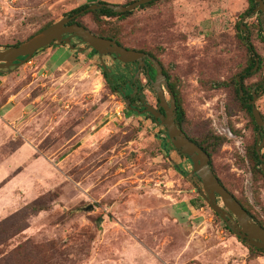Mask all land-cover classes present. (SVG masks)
<instances>
[{
    "label": "rangeland",
    "instance_id": "obj_1",
    "mask_svg": "<svg viewBox=\"0 0 264 264\" xmlns=\"http://www.w3.org/2000/svg\"><path fill=\"white\" fill-rule=\"evenodd\" d=\"M127 1L0 0V50L80 6ZM247 7V0L160 2L136 11L125 30L157 54L177 84L193 132L226 136L214 169L238 197L251 201L258 188L256 212L264 218V183L253 182L244 154L257 130L232 89L216 86L245 65L238 23L246 34L250 28L263 61L246 84L264 75V44L253 28L259 13L243 16ZM84 24L93 27L87 18ZM71 45L0 70V221L37 199L52 200L6 251L30 239L56 245L52 264H264L209 208L190 161L164 152L162 127L109 88H122L137 66L100 58L75 38ZM138 79L136 104L153 106L157 96L144 72ZM254 104L264 117V94Z\"/></svg>",
    "mask_w": 264,
    "mask_h": 264
},
{
    "label": "trees",
    "instance_id": "obj_2",
    "mask_svg": "<svg viewBox=\"0 0 264 264\" xmlns=\"http://www.w3.org/2000/svg\"><path fill=\"white\" fill-rule=\"evenodd\" d=\"M135 1L137 0H129L123 6L130 5ZM170 1L172 0H154L151 1L150 3L138 7L137 9L131 12H127L123 14H116L111 10L105 8H102L98 11H85L83 14L76 17L71 23L84 27L95 36L114 41L119 46L125 49L142 52L150 56L159 63V65L162 67V72L166 77L167 85L171 90L175 99V119L177 125L190 141H192L194 144L199 146L208 155L209 166L211 168L213 175L218 180V182L226 189L227 192L233 195V197L237 200V202L241 205V207L247 212V214H249L252 220L257 225H259L261 228L264 229V218H260L259 214L256 212V207H258L259 199H260L258 188L253 187V193L251 194L252 197L251 201L249 200V198H247L244 195L238 197L231 191V189L226 185V183L217 175L214 169L213 159L218 154L220 147L227 141L226 136L217 135L213 132H207L204 134H197L196 132H193L191 126L189 125V120L186 116L184 102L178 90V86L171 79L170 75L164 68L162 62L159 60L157 54H155L151 50H146L139 47L136 41L133 40L131 36L126 33L125 22L129 18H131L136 11L150 8L160 2L168 3ZM247 2H248V7L244 11L243 16L253 15V11L256 7V4L252 0H247ZM103 3L104 2H99L97 4H103ZM88 6L90 5L80 6L76 9H73L69 13L63 14L62 16H71L77 14L80 11L86 9ZM85 18H87L90 21V23L93 25L92 28H89L84 24ZM256 20L257 23L253 25V28L256 29L260 41L264 44V37L262 36L264 30L261 26L259 17H256ZM53 23L54 22L46 23L37 32L43 30L44 28L50 26ZM241 27L242 25L239 23L236 25V30L239 33L237 34V38L238 40H240V42L242 43V45L246 50L247 57H246L245 65L241 67L238 70V72L234 76H232L229 80L218 82L216 86L218 88L222 87V88L232 89V92L234 93V100L237 106L248 114L251 124L253 125L254 129L257 130V127L254 123L251 114V107L248 105V102L252 99L253 94L256 96H260L264 94V75L255 83L247 85L246 81L249 80L251 77H254L262 70L263 61L262 58L258 54H256L255 49L250 42L251 40L250 28L248 26H245V29L248 31L246 34L241 30ZM19 44L20 43H16L8 47L17 46ZM255 59L258 60V67L255 71H252L255 66ZM144 73H145L144 74L145 78L147 79L148 76H150V78L153 79L155 74V69L153 65L147 60L145 61ZM105 74L106 73H103L104 76ZM237 79H239L240 81L239 82L240 89L243 93L242 96H240L239 94V83ZM147 83L149 86H151L149 84V81ZM109 88L113 92L114 89H116L113 86H109ZM261 117L262 120L264 121L263 115H261ZM149 119H151V121L155 124L153 118L150 117ZM162 133L164 134V137L161 140V146L164 152L169 153L170 151H174L179 155H181L182 157H184L185 159L189 160L185 155L180 154L177 150H175L172 147L164 130ZM260 134L263 135V132H260ZM256 142H257V138L256 136H254L252 139V143L248 147H246L244 154H245V159L249 164V170L252 173L253 182H257L261 180L264 183V174L262 173L260 168L261 163L258 161V157L255 153ZM262 155L264 157V154ZM190 178L193 182L199 183V180L195 176L190 175ZM49 201L52 200L50 198H48L47 200H45V198L37 199L33 202L24 205L17 212L0 221V264H52V262L56 260L59 251L56 245L52 242L38 243V242H33L30 239H26L24 241H21L19 245L16 246L15 248L6 251L8 246H10L11 240L19 236L27 228V222L32 216H35L40 212L47 211L49 209L50 207L48 203ZM224 227L226 230L230 232V230L227 229L225 224ZM237 239L247 248L249 254H251L252 256L253 255L264 256L263 251L247 245L244 241L240 240L238 237Z\"/></svg>",
    "mask_w": 264,
    "mask_h": 264
},
{
    "label": "water",
    "instance_id": "obj_3",
    "mask_svg": "<svg viewBox=\"0 0 264 264\" xmlns=\"http://www.w3.org/2000/svg\"><path fill=\"white\" fill-rule=\"evenodd\" d=\"M151 1L154 0H137L127 6L110 3L92 4L77 14L63 17L19 45L0 50V70H11L12 68L20 66L28 62L37 52L53 45H68L69 48L73 49L74 47L71 45L73 38L78 39L86 48L91 49L100 58L109 56L112 60L121 64H135L137 69L133 82L143 72L145 61H149L155 69L154 79L148 76L149 83L156 93L159 107L163 110V114L151 105L144 103V101L142 111L133 109L129 100L125 101L126 107L129 110H134L137 114H148L155 119L157 126L162 127L166 133L172 147L189 159L192 166L191 175L199 180L202 190L205 193L204 199L213 213L218 216L227 229L236 237L244 241L247 245L264 252V229L252 220L233 195L227 192L218 182L209 166L208 155L199 146L190 141L177 125L175 119V99L167 85L166 77L159 63L142 52L125 49L114 41L95 36L84 27L71 23L85 11H98L105 8L116 14H123L131 12ZM252 1L256 4L253 14L259 13L261 26L264 30V0ZM257 67L258 60L255 59V66L252 71H255ZM237 81L238 83L240 82L239 79ZM165 92L169 96L168 101L165 98ZM239 94L240 96L243 94L240 89V83ZM255 99L256 95L253 94L248 105L251 107V114L257 127V143L261 140V144L255 147V153L258 161L261 163L260 168L264 174V157L260 152L261 147L264 145V121L258 109L255 107ZM260 132H263V135ZM217 198L220 199L224 209L219 208ZM88 210H90V207L86 209V211ZM98 223H101V221Z\"/></svg>",
    "mask_w": 264,
    "mask_h": 264
},
{
    "label": "flooded vegetation",
    "instance_id": "obj_4",
    "mask_svg": "<svg viewBox=\"0 0 264 264\" xmlns=\"http://www.w3.org/2000/svg\"><path fill=\"white\" fill-rule=\"evenodd\" d=\"M107 57H109V56H107ZM143 72H144V69H143ZM133 77H132V79L130 81L124 82V85H123L122 88L121 87H116V89H114V92L115 93H119L124 98H126L128 96V98H126L125 101L129 100L130 101V105L133 107V109H137L139 111H142L143 110V101H142V103L140 101L141 104H139V105L136 104L137 99H140V96H141V93H142V90H141L142 89V85H141L139 79H138V81H134L133 82ZM154 77H155V74H154ZM154 77H153V79H154ZM148 81H149V79L146 78V82H148ZM125 90H127L129 92L127 93V91H125ZM144 103H146V102H144ZM152 107L154 109L158 110L161 114H163V110L159 107L158 100H156L155 104ZM132 111L135 112L134 110H132ZM146 116L148 118H150V116L148 114H146ZM151 118H153V117H151ZM153 120L155 122L154 118H153ZM155 124H156V122H155Z\"/></svg>",
    "mask_w": 264,
    "mask_h": 264
}]
</instances>
